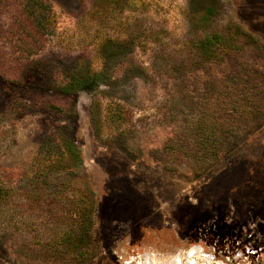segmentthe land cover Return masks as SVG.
<instances>
[{
  "label": "rangeland",
  "instance_id": "1",
  "mask_svg": "<svg viewBox=\"0 0 264 264\" xmlns=\"http://www.w3.org/2000/svg\"><path fill=\"white\" fill-rule=\"evenodd\" d=\"M43 1L0 2V264H264V0Z\"/></svg>",
  "mask_w": 264,
  "mask_h": 264
},
{
  "label": "trees",
  "instance_id": "2",
  "mask_svg": "<svg viewBox=\"0 0 264 264\" xmlns=\"http://www.w3.org/2000/svg\"><path fill=\"white\" fill-rule=\"evenodd\" d=\"M3 0H0L2 2ZM24 8L29 17H35L38 20L51 18V10L47 1L43 0H25ZM219 38V37H217ZM217 40V39H215ZM99 75L88 72V75L84 77H79L77 71H71L68 75V82L63 87L65 94L74 95L80 91L86 89V85L91 79L98 80ZM38 161L42 168L51 172H65L67 174H72L77 171L83 165L82 157L79 148L77 147L75 141L68 135L59 134V136L51 137L48 136L43 150L38 157ZM11 190L4 188L0 185V202L5 201ZM77 203V214L81 226V230L88 229L90 225L89 201L79 200Z\"/></svg>",
  "mask_w": 264,
  "mask_h": 264
}]
</instances>
